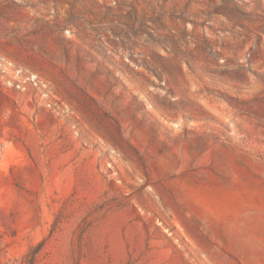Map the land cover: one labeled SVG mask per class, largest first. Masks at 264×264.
Segmentation results:
<instances>
[{
	"label": "rangeland",
	"instance_id": "1",
	"mask_svg": "<svg viewBox=\"0 0 264 264\" xmlns=\"http://www.w3.org/2000/svg\"><path fill=\"white\" fill-rule=\"evenodd\" d=\"M0 264H264V0H0Z\"/></svg>",
	"mask_w": 264,
	"mask_h": 264
}]
</instances>
